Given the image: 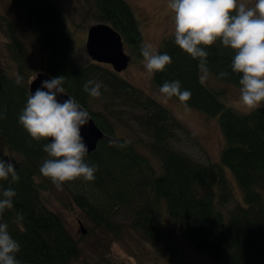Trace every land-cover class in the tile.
I'll return each instance as SVG.
<instances>
[{
    "label": "trees",
    "instance_id": "16d2710c",
    "mask_svg": "<svg viewBox=\"0 0 264 264\" xmlns=\"http://www.w3.org/2000/svg\"><path fill=\"white\" fill-rule=\"evenodd\" d=\"M10 1L24 13L31 32L29 48L13 22L0 16V28L8 37L7 51L16 64L15 75L0 68V134L8 149L7 153L0 150V159L10 160L19 175L18 181L11 177L0 180V193L8 187L16 191L14 206L0 215V223L8 224V232L20 244L16 255L21 264H71L80 257L79 241L86 236L106 241L102 235L122 231L125 224L116 221L120 209L129 214L127 225L147 241L158 243L157 253L172 264H189L182 239L213 264H264V102L250 113L226 106L222 101L225 91L202 82L198 60L175 45L174 36L165 38L157 50L167 53L172 62L152 74L154 85L160 88L165 81L179 80L182 90H190L191 98L180 101L174 97L176 100L218 116L225 140L221 165L233 173L244 199V204L236 202L228 210L232 193L221 166L175 149L173 141L192 136L171 112L118 77L112 68L77 51L56 0ZM90 4L87 10L92 18L109 24L121 35L125 50L134 58H143V35L129 4L125 0H90ZM206 50L207 73L240 86L241 74L232 73L230 68L234 50L219 41ZM37 56L40 64L35 63ZM38 71L51 77L64 76V92L89 112L104 133L96 149L85 157L86 163L97 166L95 179L78 178L63 185V193L70 198L65 207L75 205L92 223L79 239L43 200V192L54 186L39 172L48 158L43 151L48 141L32 139L18 123L30 79ZM221 71L230 74L220 77ZM89 80L106 85L99 98L83 91ZM98 99L104 102V109H95ZM114 120L132 121L148 136L149 152L158 158L160 170L137 149L135 141L118 134ZM18 214L22 220L17 219ZM108 257L101 255L100 264H114Z\"/></svg>",
    "mask_w": 264,
    "mask_h": 264
},
{
    "label": "clouds",
    "instance_id": "9594fccd",
    "mask_svg": "<svg viewBox=\"0 0 264 264\" xmlns=\"http://www.w3.org/2000/svg\"><path fill=\"white\" fill-rule=\"evenodd\" d=\"M174 27V43L191 58L198 60V67L207 75L206 46L217 41L234 50L231 72L239 78V104L249 113L264 102V0H255L252 6L246 0H169ZM143 67L149 75L163 71L171 57L159 54L150 43L140 47ZM221 71L220 77L229 76ZM37 79V78H36ZM204 77H201L203 81ZM64 76L43 79L40 86L27 97L18 117V123L34 140H47L43 151L47 159L39 168L57 190L65 182L78 178L93 181L97 166L85 162L88 147L81 134L82 126L90 114L74 98L58 99L64 93ZM102 82L89 80L83 91L93 98L101 96ZM165 99L177 97L180 101L191 98L190 90L181 88L179 80L165 81L159 88ZM3 113L0 112V118ZM124 144L120 145L123 147ZM18 181L19 175L10 160L0 159V180ZM16 191L12 187L0 193V215L13 208ZM22 220V214L17 215ZM20 244L8 232V224L0 223V264H21L17 259Z\"/></svg>",
    "mask_w": 264,
    "mask_h": 264
},
{
    "label": "rangeland",
    "instance_id": "374dc122",
    "mask_svg": "<svg viewBox=\"0 0 264 264\" xmlns=\"http://www.w3.org/2000/svg\"><path fill=\"white\" fill-rule=\"evenodd\" d=\"M125 1L129 4L133 14L139 21V28L143 35L144 43H150L157 51L165 38L173 36L174 27L171 20L172 13L168 8L169 0ZM56 2L59 3L64 11L65 21L68 29L72 32L77 51L81 54L83 52L86 53L85 41L87 29L90 25L97 23L92 18L91 11L87 10L88 6L90 7L91 5L90 0H56ZM246 2L249 6H252L255 0H246ZM0 16H5L13 22L18 36L29 47L31 32L24 13L19 8H15L10 0H0ZM7 41L8 37L6 32L0 28V68L7 73L15 75L16 64L10 59L6 46ZM125 52L130 56V62L126 69L117 74L118 77L132 83L165 106L190 132L192 138L185 139L182 136L179 141H173L171 143L172 146L194 159L202 162L210 160L221 166L232 193V200L226 205V208L228 210L233 208L236 202L244 204L243 193L235 176L227 167L221 165L220 154L221 149L225 145V140L220 130L218 116L206 115L176 100L174 97L165 99L159 92V88L152 82V75H149L144 69L143 58H134L128 49ZM35 63L40 64L38 56ZM103 65L112 68L109 64ZM201 77H204L202 82L207 86L225 91V94L222 96V101L226 106L241 113L248 112L239 104L240 86L219 79L209 73L205 76L200 70ZM103 103L102 100L98 99L95 109H104ZM125 119L127 117L123 118V120ZM113 122H115L114 124L118 134L135 141L137 143V149L146 154L152 165L156 169H159L158 158L151 155L148 149L149 138L141 131L136 123L132 121L123 123L119 120H114ZM0 150L2 153L8 152L1 134ZM12 156L14 159H19L17 155L13 154ZM42 195L47 207L61 215L66 228L76 239L86 235L87 229L92 227V223L75 205L71 204L69 208L65 207L64 204L70 198L67 200L62 190H57L55 186H52L49 191H44ZM58 198L63 201H59ZM79 221H81L85 233L81 232ZM116 221L125 224L118 235H102L106 241H99V239H96L92 235L86 236L83 240L79 241V247L81 249L80 257L71 264H100L101 255H109V260L114 264H153L156 262H159V264H172L157 253L158 243L147 241L138 231L127 225L129 224V214L125 210L120 209L116 213ZM182 243L186 248L189 264H213L209 257L196 252L189 246L187 241L182 239Z\"/></svg>",
    "mask_w": 264,
    "mask_h": 264
},
{
    "label": "water",
    "instance_id": "95a60500",
    "mask_svg": "<svg viewBox=\"0 0 264 264\" xmlns=\"http://www.w3.org/2000/svg\"><path fill=\"white\" fill-rule=\"evenodd\" d=\"M85 51L92 61L109 64L116 73L126 69L130 62V56L125 52L121 35L105 22H97L88 27ZM50 78L52 77L48 73L38 71L29 82V95L40 86L41 80ZM68 97L71 96L64 92L58 99H67ZM81 134L88 147L87 154L93 152L98 142L104 137V133L92 117L86 125L82 126ZM79 225L81 226V232L85 233L81 221H79Z\"/></svg>",
    "mask_w": 264,
    "mask_h": 264
}]
</instances>
